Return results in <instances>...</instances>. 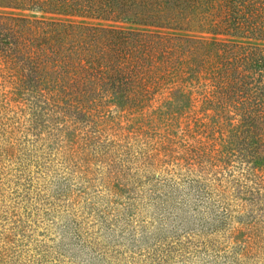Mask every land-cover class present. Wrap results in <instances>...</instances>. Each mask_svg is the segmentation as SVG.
I'll list each match as a JSON object with an SVG mask.
<instances>
[{
	"label": "trees",
	"instance_id": "obj_1",
	"mask_svg": "<svg viewBox=\"0 0 264 264\" xmlns=\"http://www.w3.org/2000/svg\"><path fill=\"white\" fill-rule=\"evenodd\" d=\"M0 2V264H264V0Z\"/></svg>",
	"mask_w": 264,
	"mask_h": 264
},
{
	"label": "rangeland",
	"instance_id": "obj_2",
	"mask_svg": "<svg viewBox=\"0 0 264 264\" xmlns=\"http://www.w3.org/2000/svg\"><path fill=\"white\" fill-rule=\"evenodd\" d=\"M5 4H6V2H0V12H6V13H9L10 15H13V16H23V17H30V18H36V19H47V20H51L54 17L52 15L43 14V13H39L36 11H28V10H23V9L8 8V7H5ZM80 21L86 22L89 24H95L98 26H102L105 23L101 20L92 21L89 19L88 20L80 19ZM115 26H122L123 28L128 29V30H133V29L139 28L138 26H134V25H130V24H124V25L123 24H115ZM177 33L184 34V33H188V32L181 31V32H177ZM253 42H255L261 46H264V41H253ZM6 70H7V65L3 62V58L0 56V81H2V82L4 80V76H1V73H5L4 71H6ZM5 84L8 86V89L11 90V87L9 85H12V84L11 83H5ZM137 118L138 117H134V120ZM201 178H203V177H201ZM153 182L154 181H152L151 179L147 181V183H149V184H151ZM147 183L142 181V183H140V186H138L134 190V192H127V191L121 192V196H120L121 198L119 199L121 204L118 205L119 206L118 208H120L122 210L123 207H130V209H131L130 214L133 215L134 220L140 221L142 219V217L144 216V213L150 211V208H148V204H145L143 199H142V201L138 200V202H137V200L136 201L133 200L131 198L130 193L131 194L137 193L139 191V195H141L140 194V192L142 191L141 189H143V192L145 193L146 191H148V187H150V185ZM89 192H92V191L90 190ZM133 203H134V205H133ZM123 210L125 211V208ZM187 257H191V255H187L186 253H183L182 256H179V255H178V257L174 256L173 260L176 261L177 264H180V263L191 264L192 260L186 259ZM180 260H182V261H180Z\"/></svg>",
	"mask_w": 264,
	"mask_h": 264
}]
</instances>
